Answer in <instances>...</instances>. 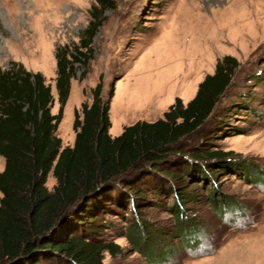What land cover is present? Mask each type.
<instances>
[{"label":"rangeland","instance_id":"374dc122","mask_svg":"<svg viewBox=\"0 0 264 264\" xmlns=\"http://www.w3.org/2000/svg\"><path fill=\"white\" fill-rule=\"evenodd\" d=\"M112 1L114 7L102 14L104 21L92 41L93 58L81 81L85 68L74 66L76 77L56 130L62 147L73 146L74 112L91 103L99 75L104 101L111 86L114 89L109 134L116 137L137 121L161 119L176 98L187 104L203 79L214 73L217 61L231 56L239 67L230 87L204 129L184 145L197 149L202 140L200 148L232 152L242 166L240 176L213 175L217 191L235 208L223 219L210 209V187L184 180V192L192 201L184 205L183 221L197 226L187 246L178 237L182 228L174 221L173 198L168 196L147 191L144 201H129L118 215H107L96 237L118 245L120 252L114 257L105 253L102 263L264 264V0ZM93 4L94 0H0V69L16 63L41 73L50 85L54 115L60 108L55 55L79 43ZM178 163L174 159L165 168L174 171ZM3 168L0 157V172ZM54 185L49 174L45 186L51 191ZM127 231L133 236L140 232L150 259L135 250ZM166 252L172 253L171 259Z\"/></svg>","mask_w":264,"mask_h":264},{"label":"trees","instance_id":"16d2710c","mask_svg":"<svg viewBox=\"0 0 264 264\" xmlns=\"http://www.w3.org/2000/svg\"><path fill=\"white\" fill-rule=\"evenodd\" d=\"M113 7L112 0H94L79 43L57 50L55 90L60 108L56 115L51 113L50 85L41 73L28 72L16 63L0 69V157L4 160L0 264H103L105 253L114 257L120 248L96 237L101 221L118 215L129 201H144L147 191L173 198L174 221L182 228L178 237L187 246L197 226L183 221L184 205L192 201L184 192L186 180L210 187L206 199L219 219L235 210L232 201L217 191L213 175L240 176L241 161L232 152L200 148L202 140L197 149L184 145L204 129L230 87L239 67L231 56L217 61L214 73L203 79L187 104L176 98L161 119L137 121L116 137L109 134L114 89L111 86L104 101L99 75L91 103L74 112L73 146L62 147L56 130L76 77L74 66L80 63L85 68L81 81L93 58L92 41L104 21L102 14ZM174 159L179 167L165 168ZM49 174L55 181L51 191L45 186ZM131 231L126 237L144 259H150L140 232L133 236ZM166 253L171 259L172 253Z\"/></svg>","mask_w":264,"mask_h":264},{"label":"crops","instance_id":"0c3cea01","mask_svg":"<svg viewBox=\"0 0 264 264\" xmlns=\"http://www.w3.org/2000/svg\"><path fill=\"white\" fill-rule=\"evenodd\" d=\"M1 198V197H0Z\"/></svg>","mask_w":264,"mask_h":264}]
</instances>
